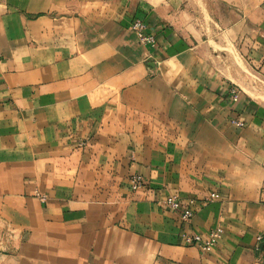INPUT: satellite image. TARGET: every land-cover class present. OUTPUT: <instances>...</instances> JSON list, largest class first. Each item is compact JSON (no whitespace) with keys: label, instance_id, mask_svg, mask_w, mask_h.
<instances>
[{"label":"crops","instance_id":"1","mask_svg":"<svg viewBox=\"0 0 264 264\" xmlns=\"http://www.w3.org/2000/svg\"><path fill=\"white\" fill-rule=\"evenodd\" d=\"M0 264H264V0H0Z\"/></svg>","mask_w":264,"mask_h":264},{"label":"built area","instance_id":"2","mask_svg":"<svg viewBox=\"0 0 264 264\" xmlns=\"http://www.w3.org/2000/svg\"><path fill=\"white\" fill-rule=\"evenodd\" d=\"M146 24L141 20H135L132 24V30L137 34L139 41L144 45H149L152 48L156 47V40L153 35L146 34ZM159 67L161 62L154 60ZM231 98L234 101H237L239 98V91L237 88H231ZM236 125L244 126L245 123L239 120H235ZM147 184L146 178L142 174H134L130 178V188L132 191H140L145 188ZM217 197L216 193H212L209 198L215 199ZM194 200L190 201L193 203ZM163 205L166 207L177 210L181 205V200L179 197L175 195H170L166 197L163 202ZM193 217V210L191 207L184 210L182 213V220L185 222H189ZM223 233L222 228L213 229L207 237H203L199 234H187L184 236V241L187 245L195 246L199 248L201 251L208 253L210 252L215 245L218 243L221 234ZM258 240H261V237H258Z\"/></svg>","mask_w":264,"mask_h":264}]
</instances>
